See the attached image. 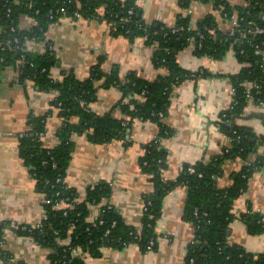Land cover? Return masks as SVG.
<instances>
[{"label":"trees","instance_id":"trees-1","mask_svg":"<svg viewBox=\"0 0 264 264\" xmlns=\"http://www.w3.org/2000/svg\"><path fill=\"white\" fill-rule=\"evenodd\" d=\"M196 1L211 2L225 23L235 14V33L230 35L227 29H219L215 13L206 14L194 25L189 14H180L172 26L159 21L147 22L136 0H0V70L5 66L16 68L18 81L34 80L40 89L53 92L52 105L60 103L62 108L59 114L63 122L56 131L59 140L56 145L47 148L42 144L39 134L46 130L45 114H30V128L19 137V156L35 178L37 191L49 201H42L44 217L37 226L22 224L15 227V231L49 248V264H62L63 260L67 261L66 264H85L84 254L98 257L102 248H121L123 242L137 244L142 251L155 250L158 238L155 227L162 199L179 185L186 188L185 219L194 228L193 240L187 245L186 264H264V251L250 252L242 245L229 242L230 224L235 219L241 220L251 234H264L260 211L248 207L239 214L232 212L235 200L247 189L251 176L264 166V156H251L264 142V137L256 135L246 125L234 122L231 127L229 123L242 115L251 100L244 93L246 82L253 83L250 88L253 102L264 104V63L261 55L254 54L253 45L258 44L264 50V34L242 36L255 23L261 24L264 0H244L243 3L179 0V4L185 9ZM22 14L32 16L36 24L29 29H20L18 19ZM63 16L102 18L113 23L114 34L132 41L144 37L148 45H156L152 56L154 66L165 69L166 73L159 72L153 80H148L131 71L120 80L116 71H103L104 58L100 56L86 80H79L71 71H62L61 80L51 77L58 61L50 44L47 43L38 53L27 50L25 45L29 40L43 41L48 26ZM208 29H214V33ZM198 33L203 37L200 38ZM199 42L201 47H198ZM190 45L194 54L218 59L233 51L244 66L232 77V103L220 113L218 122L229 137L228 147L206 163H194L193 172L188 170L189 164L184 165L175 180L167 181L163 177L167 153L160 147L159 137L173 132L162 121L168 112L172 86L191 79L192 74L194 79L207 74L206 71L191 72L179 65L178 51ZM100 79H103L101 86L104 88L119 86L122 99L118 106L130 119L152 120L159 126L158 138L144 146L140 158L141 168L150 175L155 190L144 198L146 210L139 230L125 224L114 209L101 211V208L98 218L88 220L91 206L100 205L109 197V183L100 182L87 188L85 199L80 200L78 192L64 182L73 150L72 133H87L92 140L102 143L123 138L126 134L121 119L111 113L97 114L88 107L96 96L94 82ZM141 93L143 98L139 97ZM236 157L243 161V165L232 174L230 185L220 187L217 181L223 174L225 160ZM57 201H63L67 206L57 207ZM195 209L197 214H194ZM6 227L7 223L0 222V256L9 261V254L1 247ZM68 239L69 246H66L63 242ZM151 241L152 245L149 244ZM69 247H79L83 255H72Z\"/></svg>","mask_w":264,"mask_h":264},{"label":"crops","instance_id":"crops-1","mask_svg":"<svg viewBox=\"0 0 264 264\" xmlns=\"http://www.w3.org/2000/svg\"><path fill=\"white\" fill-rule=\"evenodd\" d=\"M136 2L147 22L159 21L172 26L180 14L189 13L194 25L206 14L215 13L219 24H225L210 2H192L188 13L180 6L179 0ZM35 24V19L28 14H22L18 19L22 30ZM47 43L52 45L58 61L52 75L60 80L62 71H71L82 81L88 79L100 56L104 58L101 64L103 71H116L120 80L131 71L148 80L164 71L153 64L155 44L148 45L144 37H136L132 41L114 34L112 27L102 18L63 16L48 26L43 41L29 40L25 46L27 50L38 53L45 49ZM177 60L188 71H206L207 74L172 86L168 112L162 121L173 132L159 137L160 147L167 153L163 169V177L167 181L175 180L184 165L200 161L206 163L228 147L229 137L220 129L218 122L220 113L232 103V77L244 66L233 51L218 59L194 54L191 45L178 51ZM102 82L103 79L95 80L96 96L88 107L97 114L111 113L117 119L127 120L128 131L123 138L104 143L92 140L87 133H72L73 150L64 182L78 192L80 200L85 199L87 188L100 182L109 183L110 195L105 202L125 224L139 230L144 198L155 190L150 175L141 168L140 158L144 146L158 138L159 126L152 120L130 119L118 106L122 99L119 86L104 88ZM54 95L40 89L32 79L18 81V70L12 66L0 70V222L7 223L1 247L9 254V261L0 256V264H49L50 249L28 235L17 233L15 227L38 223L44 217L36 180L19 156V137L30 128V114H45L46 130L42 144L50 148L59 142L56 131L63 118L51 103ZM254 113L264 116V106L249 100L242 115L251 117L236 118L234 122L252 128L256 135H263L262 119L253 116ZM258 154L264 156V142L251 156L255 158ZM242 165L240 158L226 159L218 185H230L232 174ZM186 198V188L181 185L163 197L155 227L158 237L155 250L142 251L134 243L121 248L104 247L98 257L84 254L85 264H186L187 245L194 235L191 222L185 219ZM248 207L264 209V166L251 176L247 189L235 200L232 210L239 214L247 211ZM99 210L98 205H92L88 220H95ZM229 239L250 252L264 251V234H251L239 219L231 222Z\"/></svg>","mask_w":264,"mask_h":264},{"label":"built area","instance_id":"built-area-1","mask_svg":"<svg viewBox=\"0 0 264 264\" xmlns=\"http://www.w3.org/2000/svg\"><path fill=\"white\" fill-rule=\"evenodd\" d=\"M230 2H231V1H230ZM239 2L243 3L244 0H239ZM239 2H236V3H239ZM210 3H211V2H210ZM231 3H233V2H231ZM185 9H186V11H187V13H188V12H189V7H188V8H185ZM188 14H189V13H188ZM108 24H109L110 27H113V23L108 22ZM236 24H237V16L234 14V15H231V17H230L228 23H225V24H223V25L219 24V25H218V28H219V29H221V28H222V29H227V30H228V33H229L230 35H233V34L235 33V29H234V27L236 26ZM208 32H210V33H214V29H208ZM247 33H250V34L253 35V36H257V35H262V34H264V14L261 15V24H257V23H255V24H254V25H253V26H252L247 32L242 33V36H243V37L246 36ZM198 36H199L200 38H202V37H203V34L198 33ZM191 44L193 45V43H191ZM192 45H191V46H192ZM253 45H254V54L261 55L262 60H263V63H264V50H261V48L258 46V44H253ZM49 47H50V49H51V48H52V45L50 44ZM198 47H201V43H200V42H199V44H198ZM23 49H24V48H23ZM240 52H241V51H240ZM163 73H166V70H165V69H164ZM191 76H192L191 79H194V77H193L194 75L192 74ZM51 77L55 78L53 75H51ZM245 85H246V89H245V91H244L245 96H246V98H249V99L252 100V94H251L250 88L252 87L253 83H251V82H246ZM139 97H140V98H143V93H141ZM259 106H264V104H263V103H260ZM55 109H57L59 112L62 110V108H61V106H60V103H58V105L55 106ZM122 125H123V126L126 128V130L128 131V128H129V122H128L127 120H123ZM39 135H40V137H42V136L44 135V133L41 132ZM226 151H227V149H226ZM192 165H193V164H191V165L189 166V168H188V170H189L190 172H193V171H194ZM42 201L48 202L49 200H48V199H44V198L42 197ZM56 206H57V207H61V206H67V205H66L63 201H57V202H56ZM98 206H99V209L102 208L101 211H104V210H106V209H112L111 205H110L109 203L105 202V199H103L102 203H101L100 205H98ZM143 210H144V211L146 210V205H145V204H144V206H143ZM255 211H260V212L262 213L261 221L264 222V209H261V210L258 209V210H255ZM232 212H233V210H232ZM99 213H100V210H99ZM233 213H234V212H233ZM194 214H197V209L194 210ZM234 215H235V213H234ZM98 216H99V214H98ZM98 216H97V218H98ZM114 224H115V221H113V222L111 223L112 226H113ZM30 225H36V226H37V223H35V224H30ZM106 233H108V231H107ZM192 240H193V238H192ZM192 240H191V241H192ZM228 241H229V240H228ZM229 242H231V241H229ZM231 243H233V242H231ZM63 244H65L66 246H69V239L66 240V241H64ZM130 244H131V243L128 244L127 242H123V243H122V247H126V246H128V245H130ZM149 244L152 245V244H153V241H151ZM69 248H71V247H69ZM110 248H112V247H110ZM67 249H68V247H67ZM71 253H72V255H74V253H77V254L83 255L82 252H81V249H80L79 247L74 248V249L71 248ZM66 263H67L66 260H63V261H62V264H66Z\"/></svg>","mask_w":264,"mask_h":264},{"label":"water","instance_id":"water-1","mask_svg":"<svg viewBox=\"0 0 264 264\" xmlns=\"http://www.w3.org/2000/svg\"><path fill=\"white\" fill-rule=\"evenodd\" d=\"M58 64V63H57ZM253 116H256L257 118H261L262 119V123L264 125V116L260 113L256 114L254 113ZM246 117H251V115H248V116H245L244 114L243 115H240L239 117L237 118H246ZM236 119V118H235ZM234 125V119L230 121V126L232 127ZM263 137H264V134H263Z\"/></svg>","mask_w":264,"mask_h":264}]
</instances>
